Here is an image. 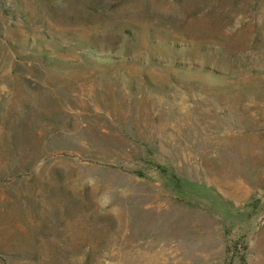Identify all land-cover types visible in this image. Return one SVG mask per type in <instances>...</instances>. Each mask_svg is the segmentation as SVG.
I'll return each instance as SVG.
<instances>
[{"label": "rangeland", "instance_id": "obj_1", "mask_svg": "<svg viewBox=\"0 0 264 264\" xmlns=\"http://www.w3.org/2000/svg\"><path fill=\"white\" fill-rule=\"evenodd\" d=\"M0 264H264V0H0Z\"/></svg>", "mask_w": 264, "mask_h": 264}, {"label": "clouds", "instance_id": "obj_2", "mask_svg": "<svg viewBox=\"0 0 264 264\" xmlns=\"http://www.w3.org/2000/svg\"><path fill=\"white\" fill-rule=\"evenodd\" d=\"M43 162H41V164H42ZM94 181H92V180H89V183L91 184V183H93Z\"/></svg>", "mask_w": 264, "mask_h": 264}]
</instances>
